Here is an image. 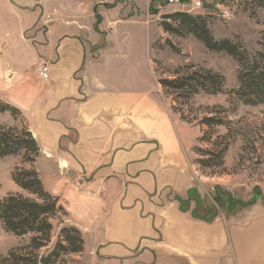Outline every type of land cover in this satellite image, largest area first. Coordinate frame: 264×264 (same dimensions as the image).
Masks as SVG:
<instances>
[{"label":"crops","instance_id":"0c3cea01","mask_svg":"<svg viewBox=\"0 0 264 264\" xmlns=\"http://www.w3.org/2000/svg\"><path fill=\"white\" fill-rule=\"evenodd\" d=\"M4 2L30 18L17 30L19 57L0 58V100L20 111L35 138L34 169L66 210V225L80 230L84 256L108 264L234 261L228 227L196 217L192 141L156 76L147 84L146 43L121 28L146 21L99 9L95 29L93 7L67 19L45 0ZM42 62L47 79L38 75ZM21 124L0 111V125Z\"/></svg>","mask_w":264,"mask_h":264},{"label":"rangeland","instance_id":"374dc122","mask_svg":"<svg viewBox=\"0 0 264 264\" xmlns=\"http://www.w3.org/2000/svg\"><path fill=\"white\" fill-rule=\"evenodd\" d=\"M198 2L200 5L195 7ZM45 4L51 10L60 8L68 16L67 19H76L77 15L82 16L88 9L86 7H93L95 19L99 16V9H106L108 12L114 10L112 14L117 17L145 20L147 28L133 24L121 28L127 31L135 44L143 46L144 42L146 43L145 73L148 85L151 81L156 82L155 76L157 80L160 76L165 77L189 64L211 69L224 77L221 93H199L189 101L181 98L175 103L176 108L191 124L180 119L179 113L172 110L173 96L163 90L162 93L169 100L172 113L178 115L179 121L186 126L183 136L192 141L190 156L195 172L193 185L197 190L189 198L194 205L196 217H207L209 220L203 221L218 222L221 227H228L229 238L235 250L234 261L230 254L228 256L229 264H264V105L250 106L232 101L234 96L231 91L237 87L238 65L231 56L208 51L192 35L175 36L163 32L159 27L161 16L185 11L191 15L202 16L214 38L234 40L239 37L245 48L254 52L258 49L260 32L264 31V8H254L250 0H179V3H169L168 0H45ZM180 4L186 5L185 10ZM34 8L37 9L36 5ZM20 13L17 14L0 0V58L9 64L20 54V51L16 54L18 27L27 23L30 18L28 12ZM58 29L59 27L56 28ZM74 30L75 28H69L68 32ZM166 40L173 43L179 52L172 51ZM43 63L46 62L40 63L37 68L40 78L42 77L39 67ZM0 102L5 103L1 100ZM210 109L217 116L226 117V120L231 122L230 144L224 153L222 167L201 168L195 164V160L200 157L195 148L207 149L210 146L198 141L202 135V126L200 128L197 121L208 115ZM22 120L24 122V119H21V122ZM209 132L212 133V140H219L228 133V128L218 125L212 127ZM250 132H254V135ZM13 156L18 158L16 166L30 167L22 160L21 155ZM12 160L11 157H0V197L20 189L10 177L11 169L15 167L12 168ZM24 195L35 197L28 192ZM65 218L66 216L60 215L62 224L57 218L52 220L54 228L51 233V245L56 240L60 226L66 225ZM29 237L30 235H14L0 226V256L6 255L15 247L26 245ZM44 251L43 249L41 252ZM64 261L65 264H108L106 259L101 261L95 257L87 258L82 252L68 254Z\"/></svg>","mask_w":264,"mask_h":264},{"label":"trees","instance_id":"16d2710c","mask_svg":"<svg viewBox=\"0 0 264 264\" xmlns=\"http://www.w3.org/2000/svg\"><path fill=\"white\" fill-rule=\"evenodd\" d=\"M250 2L254 8H264V0ZM100 20V17L96 16L95 29ZM159 27L163 32L175 36L192 35L208 51L231 56L238 65L237 87L231 91L234 96L232 101L250 106L264 105V31L260 32L258 49L249 52L239 37L234 40L214 38L207 21L200 15L175 11L161 16ZM165 42L172 51L179 52L169 40ZM157 82L165 93L173 96L172 110L179 113L180 119L191 124V121L185 119L184 114L176 108L175 103L181 98L189 101L199 93L209 95L221 93L225 80L222 75L211 69L189 64L165 77L160 76ZM0 111H8L14 118L22 119L20 111L10 104L0 102ZM226 119L217 116L210 109L208 115L197 121L198 126H202V135L198 141L210 146L207 149L195 148L196 153L200 155L195 164L201 168L223 166L224 153L228 149L231 137V122ZM218 125H225L228 133L219 140H212V133L209 131ZM250 133L254 135V132ZM38 154L37 142L23 120L20 128L0 125V157L22 156V160L30 167L15 166L10 172V177L18 187L35 196L31 198L19 193H9L0 197V226L17 236L30 235L26 245L15 247L6 255L0 256V264H65L66 255L78 254L84 249L82 234L72 225H61L56 240L51 245V233L54 228L52 220L57 218L62 224L60 215L66 216L67 212L58 198L44 189L33 166ZM194 192L196 189L190 190L188 197ZM202 219L209 220L207 217ZM43 249L45 251L41 252Z\"/></svg>","mask_w":264,"mask_h":264},{"label":"built area","instance_id":"2783aa9c","mask_svg":"<svg viewBox=\"0 0 264 264\" xmlns=\"http://www.w3.org/2000/svg\"><path fill=\"white\" fill-rule=\"evenodd\" d=\"M168 2L169 3H173V2L179 3V0H168ZM199 5H200V3L198 2V3H196L195 7H197ZM181 6L183 7V9L186 8V5H181ZM186 11H188V10H186ZM40 66H41V67H39L40 68V70H39L40 71V75H41L42 78L46 79L48 77V64L47 63H43Z\"/></svg>","mask_w":264,"mask_h":264}]
</instances>
